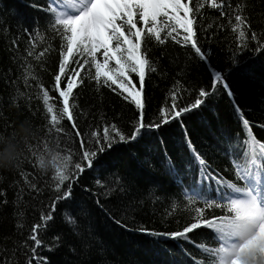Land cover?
Returning <instances> with one entry per match:
<instances>
[{"label": "trees", "instance_id": "obj_1", "mask_svg": "<svg viewBox=\"0 0 264 264\" xmlns=\"http://www.w3.org/2000/svg\"><path fill=\"white\" fill-rule=\"evenodd\" d=\"M217 3L221 8H212L210 0L189 4L197 44L208 54L207 61L182 42V29L177 28L180 43L167 37L175 27L171 22L161 33L163 45L146 31L142 45L150 60L143 93L146 124L159 122L160 110L171 107L173 93L182 107L194 102L199 90H208L211 94L205 104L185 114L182 123L142 130L136 141L116 144L99 156L92 169L73 177L71 197L56 203L53 219L40 232L44 246L37 251L47 264H208L212 259L202 251V246H217L215 233L208 228L194 230L190 241L150 233L181 231L193 222L196 207L206 208L203 199L188 203L190 186L199 184L198 162L188 147L189 139L211 173L226 181L235 180L234 156L246 137L235 105L250 121L255 137L264 142V0ZM198 5L203 6L197 11ZM48 6L49 0H0V136L5 137L0 152L10 141L20 139L17 133L22 124L35 134L26 147L21 145L23 155L15 167L0 168V264H28L31 230L42 223V214L51 211L60 195L55 190L54 168L42 170L37 162L44 143L57 154L71 155L69 168L75 172L74 164L83 163V151L97 147L92 133L102 136L105 126L115 124L130 135L139 119L135 105L117 94L119 90L97 87L94 68L85 65L81 70L72 63L69 73L75 68L84 78L70 98L74 121L62 119L60 132L52 127L41 89L49 92V103L59 112L62 101L54 90V77L59 74L60 51L66 41L50 27ZM236 15L245 24L237 25ZM138 27L144 25L138 22ZM239 31L245 36L240 37ZM97 58L103 59L99 54ZM215 71L226 76L231 96L222 85L212 90ZM131 78L139 88L138 77L133 73ZM66 84L64 77L61 88ZM172 164L174 171H170ZM67 187L68 182L61 192ZM202 187L207 197L217 201L227 191L215 181ZM224 214L219 207L205 213L208 218ZM48 245L54 246L52 251Z\"/></svg>", "mask_w": 264, "mask_h": 264}, {"label": "snow or ice", "instance_id": "obj_2", "mask_svg": "<svg viewBox=\"0 0 264 264\" xmlns=\"http://www.w3.org/2000/svg\"><path fill=\"white\" fill-rule=\"evenodd\" d=\"M190 3L191 0L188 3H184L183 0H49L47 9L50 17L49 25L66 41V47L60 51L59 74L54 77V90L59 93L62 101V108L59 112L54 110L53 105L49 103L51 99L49 92L41 89L43 103L47 108V113L51 114L52 127L60 132L62 129L58 126L62 119L66 118L69 122L74 121L75 105L70 103V98L73 96L74 89L83 83L84 78L81 76V71L75 68L69 73V65L72 63L79 64L81 70L85 65L94 68L93 78L97 87L105 86L112 88L113 91L119 90L117 94L135 105L139 111V119L130 135H125L115 124L110 127L105 126L102 136L96 132L92 133L97 147L83 151V163L74 164L75 172L69 168L71 155L58 154L53 157L55 190L60 195L51 206V211L42 214V223L35 224L31 230L29 239L33 241V244L30 246L31 256L28 264H32L33 261L36 264H47V258L39 256L37 251L44 246L40 232L53 219L52 212L55 211L56 203L71 197V181L74 176L78 178L86 168L92 169L99 156L111 150L116 144L136 141L142 130L160 129L172 121L182 123V117L185 114L198 110L205 104L206 98L211 94L208 90H199L198 98L182 107L177 103L176 93H173L171 107L160 110L159 122L145 123L143 93L146 73L150 68V60L142 51L145 31L148 37L154 38L163 45L165 39L162 38L161 33L164 28L169 27L167 22H173L175 27H171L167 32V37L180 43L181 40L177 39L180 36L177 28L182 29L185 33L181 38L182 42L190 44L201 61L209 59L208 54L197 44L196 32L193 28L194 19L189 18L193 13V8L189 6ZM202 6L198 5L196 10L198 11ZM210 6L221 8L217 0H210ZM161 17L165 20L161 21ZM235 21L237 25L245 24V20L240 15L235 16ZM138 22L144 25L143 29L138 27ZM161 24L163 27L160 26ZM232 31L235 32L237 29L233 28ZM173 33H176V36ZM239 36L244 37L245 32L239 31ZM252 39H256L255 34L252 35ZM46 51L47 49L40 52L39 56L43 57ZM98 53L102 55V61L97 58ZM74 57L80 59L75 60ZM239 63L243 64L245 61H239ZM151 71L155 72L156 69L151 68ZM133 73L139 79V88L131 78ZM64 77H67V84L65 88H61ZM218 85H222L228 91L229 96L232 95L226 83V76L215 71L211 84L212 90H215ZM235 108L246 133L245 139L241 142L242 147L234 156L237 161L233 169L235 180L226 181L213 175L208 168L207 161L196 152L189 139L188 147L198 162L199 184L194 182L190 186L192 190L187 193L188 203L196 204L203 199L206 208L196 207L193 222L181 231L170 234H150L168 235L171 239L190 241L189 234L194 230L201 227L208 228L215 233L217 240L215 248L202 246V251L212 258L208 264H264V142L255 137L252 125L247 118H244L239 105H235ZM73 127H75L74 124ZM4 139L5 137L0 136V142ZM28 147L29 150L32 149V145ZM47 147L48 144L45 142L44 151ZM241 160L243 162H240ZM174 170L175 165L172 164L170 171ZM212 181H215L221 189L227 190L221 192L219 201L214 196L207 197L202 187ZM66 182H68L67 189L61 192V187ZM214 207L222 208L226 214L208 218L205 215L206 210ZM141 231L147 232L148 230L141 229ZM54 240L58 241L59 237H54ZM53 247V245H48L47 249L52 251Z\"/></svg>", "mask_w": 264, "mask_h": 264}, {"label": "clouds", "instance_id": "obj_3", "mask_svg": "<svg viewBox=\"0 0 264 264\" xmlns=\"http://www.w3.org/2000/svg\"><path fill=\"white\" fill-rule=\"evenodd\" d=\"M17 135L20 136V139L10 141L4 151L0 152V168L15 167L23 155V149L21 145L23 144L26 147L29 140L35 134L30 126L22 124L20 127V132H18ZM56 155L58 154L55 152V150L48 146L45 151L37 158L39 167L42 170L54 168L55 162L53 161V157Z\"/></svg>", "mask_w": 264, "mask_h": 264}, {"label": "rangeland", "instance_id": "obj_4", "mask_svg": "<svg viewBox=\"0 0 264 264\" xmlns=\"http://www.w3.org/2000/svg\"><path fill=\"white\" fill-rule=\"evenodd\" d=\"M174 24V23H173ZM175 25V24H174ZM99 54V53H98ZM101 57H102V55L101 54H99ZM114 67V66H113Z\"/></svg>", "mask_w": 264, "mask_h": 264}]
</instances>
